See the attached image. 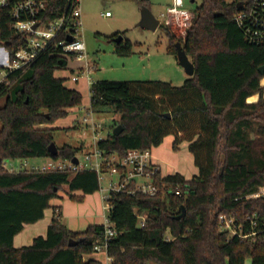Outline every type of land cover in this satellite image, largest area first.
Listing matches in <instances>:
<instances>
[{
	"label": "trees",
	"instance_id": "1",
	"mask_svg": "<svg viewBox=\"0 0 264 264\" xmlns=\"http://www.w3.org/2000/svg\"><path fill=\"white\" fill-rule=\"evenodd\" d=\"M138 1L148 7L147 0ZM66 3L48 0L41 20L59 16ZM237 11L236 0H202L185 35L164 26L168 52L177 56L176 43L181 42L195 66L181 86L162 80L91 83L89 109L110 108L119 115L116 126H123L120 134L112 132L99 141L106 154L152 149L172 135L174 150L189 143L198 169L189 179L180 172L159 173L160 191L154 196L111 194L109 218L118 234L108 252L115 264H246L247 259L264 264V193L253 196L264 187V74L259 71L264 43L247 38ZM25 37L15 30L9 10L0 8V46L11 60ZM117 52L128 56L129 44L118 45ZM62 53L61 47L51 46L0 84V99H5L0 105V264H100L91 255L104 226L68 229L60 206H53L45 235L30 245H14L25 224L45 217L64 186L84 194L100 190L92 170L10 171L4 165L8 159L77 155L79 148L68 143L58 146V155L49 151L55 142V128L49 125L83 101L79 90L56 76L58 69L69 66ZM256 94L259 99L249 102ZM183 208L186 215L177 219ZM143 214L146 221L140 226ZM222 214L233 219L231 229L220 220ZM71 239L78 242L69 245Z\"/></svg>",
	"mask_w": 264,
	"mask_h": 264
},
{
	"label": "rangeland",
	"instance_id": "2",
	"mask_svg": "<svg viewBox=\"0 0 264 264\" xmlns=\"http://www.w3.org/2000/svg\"><path fill=\"white\" fill-rule=\"evenodd\" d=\"M148 7L160 17L162 12L173 4V0H147ZM202 0H184V6L193 15L194 9ZM233 1V0H229ZM144 6L138 0H82V29L79 38L86 43V61L92 67L89 75L91 83L96 80H162L169 81L175 86H181L189 77L185 69L178 63L176 55L168 52L169 37L164 26H170L178 36L185 34L186 28L190 25L192 18H180L170 16L162 18L156 30L141 26L142 8ZM106 11L111 12V16H105ZM193 17V16H192ZM123 36L121 43H117L115 38ZM129 42V43H128ZM129 44L131 53L128 56L119 55L118 45ZM69 66L65 69H58L56 73L71 76L78 73L84 61L76 57L69 56ZM63 78V77H62ZM86 76L81 74L78 81L66 78L65 83L69 85H79L86 80ZM88 97H84L80 109L70 111L67 117L60 118L49 126L54 127V139L57 146L68 143L79 148L77 154L80 158L85 152L94 148L93 130L83 120L85 116L93 117L94 121L101 124V136L107 137L113 132L119 120V115L110 108L103 111L88 113L85 107L88 106ZM5 102L0 99V105ZM78 119L81 124H77ZM79 124V123H78ZM173 136L168 135L163 142L154 147V151L160 148V153L164 158H160L163 165L162 173H174L176 167L186 176L192 177L198 173V169L192 160V155L188 149V142H183L179 150L172 148ZM81 144L85 146L81 147ZM157 152V151H156ZM27 161L26 168L33 165H43L48 162L47 157H37L28 159L6 160L8 165H18ZM12 163V164H11ZM111 177L106 176L101 181L100 190L84 194L81 190L71 192L67 186L59 191L58 197L51 200V207L45 212V218L40 225L27 227L25 232L34 231L36 235L41 233V228L50 223L53 215V206H60L62 210L61 222L74 231H83L91 223L101 224L104 220V200L103 189L108 186ZM264 193V187L253 196ZM73 195V196H72ZM84 196L81 199L79 196ZM44 228V227H43ZM40 231V232H39ZM93 256H98V260L104 261V252H93ZM146 264H159L149 261Z\"/></svg>",
	"mask_w": 264,
	"mask_h": 264
},
{
	"label": "built area",
	"instance_id": "3",
	"mask_svg": "<svg viewBox=\"0 0 264 264\" xmlns=\"http://www.w3.org/2000/svg\"><path fill=\"white\" fill-rule=\"evenodd\" d=\"M48 0H0V8L9 10L14 22V28L18 33L25 34V43L16 50L14 58L10 59L9 51L0 46V84L6 77L15 71L22 70L29 66L39 54L51 46L61 47L63 55L76 57L78 60L84 61L78 73H74L69 79L78 81L81 74L90 76L92 69L86 61V43L80 39L82 29V0H67L66 6L62 13L48 21H42L41 17L46 10ZM241 3V9H238L236 20L240 27L245 31L247 38L253 42L264 43V0H236ZM184 0L181 4H173L167 8L166 12H162V18L176 16L180 18H192L188 10L183 8ZM186 14V15H185ZM105 16H111L110 11L104 13ZM190 18V19H191ZM37 26L35 27V25ZM186 33V31H185ZM185 35V34H184ZM71 38V39H70ZM93 113L92 110L88 111ZM93 130L94 148L85 152L80 158L78 154V162L71 159H53L48 158V162L41 166L33 165L27 169V161L18 165H4L10 171H18L22 169L37 171H61L77 173L85 170L97 172L100 186L101 181L106 177L111 178L108 186L103 189L104 200V226L103 235L94 244V252H104L105 259L100 264H115V259L108 252L111 241L118 234L113 221L109 218L111 209L110 196L114 192H122L127 194L143 193L144 195L154 196L159 193L160 187L156 182V176L161 173L160 165L155 162L152 149H130L126 155L119 156L117 153L106 154L99 146V141L107 138L102 137L100 130L101 124L94 121L93 117L83 118ZM140 226H144L146 215H140ZM220 220L226 228L231 229L233 219L226 215H220ZM234 233H237L234 231ZM246 236V235H245ZM244 237V236H243Z\"/></svg>",
	"mask_w": 264,
	"mask_h": 264
},
{
	"label": "crops",
	"instance_id": "4",
	"mask_svg": "<svg viewBox=\"0 0 264 264\" xmlns=\"http://www.w3.org/2000/svg\"><path fill=\"white\" fill-rule=\"evenodd\" d=\"M85 63V62H84ZM56 76H58V77H63V78H70V76H68V75H66V74H64V75H60V74H58V73H56ZM84 76H86L87 78H86V80L85 81H83V82H81L79 85L77 84V85H75V84H73V85H69V84H67V82L65 83L66 84V86H68V87H71V88H76L77 90H79L83 95H84V97L86 96V97H88V99H89V101H88V108L87 107H85V109H87L88 111L90 110L89 108H90V97H91V90H90V86H91V81H90V76H87V75H84ZM261 84H262V86H263V95H264V77L261 79ZM259 99V94H256V95H253V96H251L249 99H248V101L249 102H256L257 100ZM80 109V107L79 106H75V107H73V108H71L70 109V111H75V110H78V109ZM77 120V126L78 125H80L81 124V122L78 120V119H76ZM79 123V124H78ZM83 146H85L84 144H81V147H83ZM160 148H157V152L156 151H154V148H152V154H153V158H154V160H155V162H157L159 165H160V167H161V171L163 170V165H162V158H164L163 156H162V154L160 153V150H159ZM192 155V154H191ZM160 158H161V160H160ZM192 160L194 161V158H193V155H192ZM12 164V163H11ZM195 169H197V167L195 168ZM176 172H180V173H182L186 178H191V177H188V176H186L185 175V173L181 170V167H176L175 168V170H174V173H176ZM194 172V174H195V171H193ZM170 174H172V173H170ZM164 175V174H163ZM166 175V174H165ZM53 200V199H52ZM47 210V209H46ZM46 213V212H45ZM45 218V217H44ZM43 218V219H44ZM43 219H41V220H39V221H37V222H35V223H30V224H25V226H24V229L20 232V233H18L15 237H14V245L16 246V247H22V246H25V245H30V244H32V242H33V239L36 237V236H38V235H45L46 233H47V229H48V226H49V224L51 223V221H50V223L48 222L46 225H44L40 230H41V233H38V235H36L35 233H34V231L32 232V229L33 228H31V231H29V233L28 232H25V230H26V228L27 227H33V226H39L40 225V222L43 220ZM52 219V218H51ZM92 224H94V223H91L90 225H92ZM102 224V223H101ZM89 226V225H88ZM87 226V227H88ZM86 227V228H87ZM85 230V229H84ZM40 232V231H39ZM91 257H93V258H96L97 260H98V256H93V255H91ZM246 264H252V261H251V259H247L246 260Z\"/></svg>",
	"mask_w": 264,
	"mask_h": 264
},
{
	"label": "water",
	"instance_id": "5",
	"mask_svg": "<svg viewBox=\"0 0 264 264\" xmlns=\"http://www.w3.org/2000/svg\"><path fill=\"white\" fill-rule=\"evenodd\" d=\"M192 2H194L195 0H191ZM238 9H241L242 4L238 3L237 4ZM141 26L149 28L151 30H156L159 25H160V19L158 17L155 16V14L151 11V9L147 6H144L142 8V18H141V22H140ZM37 26V24L35 25V27ZM71 39V38H70ZM123 40V36L119 35L115 38V41L117 43H121ZM176 47H177V59H178V63L185 69L186 73L189 76H192L195 72V66L194 63L191 61V59L189 58L188 54L186 53V51L183 49L181 42H177L176 43ZM261 74H264V66H261L259 69ZM168 117H170V114H167ZM123 131V126L121 124H118L114 129H113V134L114 135H118ZM49 151L53 154V155H58V146L56 144V142H52L49 145ZM72 160L74 162H78V158L77 156H74L72 158ZM186 215V209L183 208V211L181 214L177 215L176 218L180 219L182 217H184ZM78 241L71 239L69 241V245H74L76 244Z\"/></svg>",
	"mask_w": 264,
	"mask_h": 264
},
{
	"label": "clouds",
	"instance_id": "6",
	"mask_svg": "<svg viewBox=\"0 0 264 264\" xmlns=\"http://www.w3.org/2000/svg\"><path fill=\"white\" fill-rule=\"evenodd\" d=\"M173 2H174V4H181L182 3V0H173Z\"/></svg>",
	"mask_w": 264,
	"mask_h": 264
}]
</instances>
